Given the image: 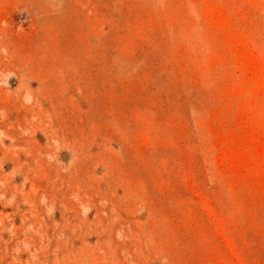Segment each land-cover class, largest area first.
<instances>
[{
	"label": "rangeland",
	"instance_id": "374dc122",
	"mask_svg": "<svg viewBox=\"0 0 264 264\" xmlns=\"http://www.w3.org/2000/svg\"><path fill=\"white\" fill-rule=\"evenodd\" d=\"M0 264H264V0H0Z\"/></svg>",
	"mask_w": 264,
	"mask_h": 264
}]
</instances>
